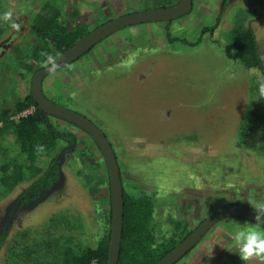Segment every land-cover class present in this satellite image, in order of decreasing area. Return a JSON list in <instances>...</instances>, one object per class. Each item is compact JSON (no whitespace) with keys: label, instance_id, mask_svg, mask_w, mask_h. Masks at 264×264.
Masks as SVG:
<instances>
[{"label":"rangeland","instance_id":"374dc122","mask_svg":"<svg viewBox=\"0 0 264 264\" xmlns=\"http://www.w3.org/2000/svg\"><path fill=\"white\" fill-rule=\"evenodd\" d=\"M46 1L0 0V13L11 8L22 25L19 32L4 25L7 31L0 38V113L8 111L15 120L34 112L33 106L22 112L14 106L30 94L35 73L23 68L13 49L25 56L28 43L36 39L30 22ZM50 1L67 25L83 24L90 33L118 16L184 0ZM247 27L257 36L264 62V0H193L189 14L123 27L67 67L41 78L49 99L90 119L109 139L123 189L149 197L159 238L171 231L173 222L192 233L221 205L250 207V197L264 200V147L239 134L252 86L257 78L264 80L242 65L234 51V31ZM69 124L59 123L75 134L77 145L60 154L67 143L60 144L39 161L42 167L55 158L60 163V178L44 196L22 203L30 180L13 190L0 183V233L7 235L0 264H6L9 243L17 234L36 232L58 213L68 223H80V248L95 247L104 234H111L104 157L86 131ZM9 161L26 162L12 130L0 135V178ZM249 222L219 217L176 264H243L232 235Z\"/></svg>","mask_w":264,"mask_h":264},{"label":"trees","instance_id":"16d2710c","mask_svg":"<svg viewBox=\"0 0 264 264\" xmlns=\"http://www.w3.org/2000/svg\"><path fill=\"white\" fill-rule=\"evenodd\" d=\"M228 1L225 0V4ZM30 24L36 39L28 43L25 56H22L18 47L13 52L23 68L34 73L41 69V51L53 55L60 53L61 56L89 33L83 24L74 27L67 25L62 20L60 10L52 7L50 0L33 16ZM4 25L6 23L0 22V38L7 31V26ZM215 28L213 26L209 29L213 31ZM233 46L242 65L257 70L264 76L262 54L251 27L234 31ZM25 58L27 60L23 63ZM260 81L257 78L252 86L251 100L239 134L243 140L253 139L264 147V99L258 96ZM30 106L35 108L34 112L21 116L18 120L12 119L8 111L0 113V135L12 130L26 161L22 165L15 161L2 165L0 183L5 189L13 190L23 180H30L20 196L22 203L44 196L60 178L58 158L53 159L46 167L39 165L40 159L56 151L65 142L67 146L60 150V154L77 145L75 134L59 125L61 119L41 112L31 94L15 104V112H22ZM69 125L78 129L74 124ZM37 144L45 146L44 153H36ZM123 197L124 222L117 264H157L191 234L182 223L173 222L171 231L159 238L153 228V206L149 197L132 196L124 189ZM60 222L64 224L60 225ZM81 234L79 222L68 223L65 215L58 213L36 232L25 230L17 234L9 243L6 264H107L110 232L104 234L95 247L85 248L79 247ZM6 236V231L3 230L0 233V247Z\"/></svg>","mask_w":264,"mask_h":264},{"label":"water","instance_id":"95a60500","mask_svg":"<svg viewBox=\"0 0 264 264\" xmlns=\"http://www.w3.org/2000/svg\"><path fill=\"white\" fill-rule=\"evenodd\" d=\"M192 8L193 0H184L183 2L172 7L134 12L113 18L85 35L74 46L59 56L57 61V63L60 65L59 70L67 67L79 59L103 39L119 31L123 27L138 23L176 20L189 14L192 11ZM48 74L49 73L46 70L41 68L34 74L32 78L30 94L35 105L40 109L41 112L68 121L80 129L86 131L96 142L104 157L110 181L112 208L111 234L107 264H117L120 255L123 232L124 197L120 168L116 154L109 139L95 123L82 114L52 101L42 92L40 81L43 76ZM18 205L19 203L13 209L6 227H8L9 223L12 221ZM232 216L244 218L253 222L254 213L250 207L244 205L224 204L217 207L190 235L180 242L157 264H176L199 243L202 237L207 233V231L212 227L219 217Z\"/></svg>","mask_w":264,"mask_h":264},{"label":"clouds","instance_id":"9594fccd","mask_svg":"<svg viewBox=\"0 0 264 264\" xmlns=\"http://www.w3.org/2000/svg\"><path fill=\"white\" fill-rule=\"evenodd\" d=\"M18 17L14 19V11L9 10L0 13V22L8 24L14 31L19 32L22 25L17 22ZM43 57L40 67L49 74H55L60 65L57 63L60 53L55 55L47 51H41ZM258 96L264 99V80L258 84ZM37 154L45 152V146L37 144L35 146ZM253 210V222L245 223L239 226L232 235V246L236 249L239 259L243 264H264V200H257L250 197L247 201Z\"/></svg>","mask_w":264,"mask_h":264},{"label":"built area","instance_id":"2783aa9c","mask_svg":"<svg viewBox=\"0 0 264 264\" xmlns=\"http://www.w3.org/2000/svg\"><path fill=\"white\" fill-rule=\"evenodd\" d=\"M93 264H96L95 262H93Z\"/></svg>","mask_w":264,"mask_h":264}]
</instances>
